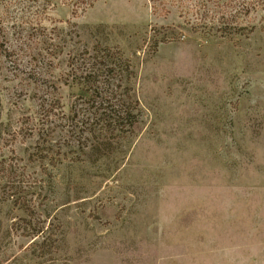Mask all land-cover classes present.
I'll return each instance as SVG.
<instances>
[{
  "label": "rangeland",
  "instance_id": "1",
  "mask_svg": "<svg viewBox=\"0 0 264 264\" xmlns=\"http://www.w3.org/2000/svg\"><path fill=\"white\" fill-rule=\"evenodd\" d=\"M0 264H264V0H0Z\"/></svg>",
  "mask_w": 264,
  "mask_h": 264
},
{
  "label": "trees",
  "instance_id": "2",
  "mask_svg": "<svg viewBox=\"0 0 264 264\" xmlns=\"http://www.w3.org/2000/svg\"><path fill=\"white\" fill-rule=\"evenodd\" d=\"M95 68V67H94Z\"/></svg>",
  "mask_w": 264,
  "mask_h": 264
}]
</instances>
